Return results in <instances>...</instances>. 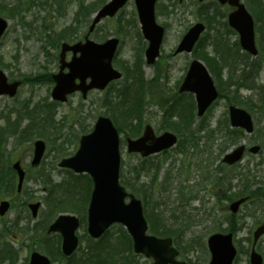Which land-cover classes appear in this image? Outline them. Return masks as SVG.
I'll return each instance as SVG.
<instances>
[{"label":"rangeland","instance_id":"rangeland-1","mask_svg":"<svg viewBox=\"0 0 264 264\" xmlns=\"http://www.w3.org/2000/svg\"><path fill=\"white\" fill-rule=\"evenodd\" d=\"M96 1L68 0V5L65 4L61 8L53 0H38L34 5L31 4V1H26L19 15L14 17L2 15V17L8 19V28L0 41V67L9 80H20L22 85L14 98L0 97V126H3L6 116H9L11 120L15 119V114L10 115L9 109L14 108L17 111L20 101L29 102L31 107H34L35 104L49 106L54 103L50 96L53 88L52 82H29L27 77L48 74L51 76L58 71V54L61 42H58L57 34L73 22L78 3L89 5L94 9L97 7V5H93ZM161 7H164V10L171 14L167 16L163 14L160 11L162 10ZM195 10L194 0H182L180 2L177 0H157L156 3V22L166 30L160 57L154 65L142 66L143 77L147 82V90L145 94L146 105L141 118V123L150 124L156 133L162 132V110L167 105L163 100H169V97L176 92V86L192 59V55L180 54L174 56L172 53L183 33L196 22L192 12ZM134 11L133 1L129 0L114 18L104 20L98 25L100 29L97 37H104L103 39H97L93 33L89 37L100 42L109 37H116L120 40L114 60V68L118 71H122L120 67L124 61L129 63L134 61L138 49L142 51V61L144 63L146 42L140 36L138 22L136 27L134 25L128 26L129 28L124 33L118 32L117 29L118 24H123L126 20L131 19ZM91 15L85 18L81 25L75 26L77 34L74 39L77 41L82 40L87 34ZM255 29L258 55L256 58L248 57L250 62H256L253 72L250 75L246 73L243 79L241 73L238 75L240 71V65L238 64L231 68H225L224 72L232 69L234 77L238 75L241 84L247 80L245 84H249L250 81L255 85L264 87V22H256ZM215 31L216 29L208 24L205 38L212 37ZM226 38L231 45L235 43L237 35L226 33ZM203 50L205 54L211 52L206 46H203ZM239 53L242 55L241 50ZM211 54L217 56V54ZM34 79L39 78H32L30 81ZM231 79L233 81L237 80V78ZM122 82L123 80L113 85L118 87ZM102 93L105 92L92 91L84 100L79 94H74L68 98L66 103H55L51 106L52 114L60 125L59 136L51 134L46 136V133L36 137L33 141L27 138L24 143L21 142L17 145L12 140L7 139L4 147V150L7 151V162L9 163L12 159L13 161L19 159L26 170L27 177L22 192L18 195L15 194V177H13L14 186L11 192L15 195L16 201L2 219L7 225L6 228L15 226L14 222H17L18 228L27 229L25 232L29 233L23 235L15 228L16 231L12 230V233L5 238H0V264H27L30 252L33 250L38 251L42 247V236L46 235V228L52 222V216L47 214V204L43 202V197L52 185L64 180L66 175L65 172L59 171V168H57V162L60 160L59 156L61 154L55 150V146L61 145L66 149V156L72 155L77 149L80 135L84 133L83 130L89 131L98 115H108L106 114L108 110L98 101ZM240 93L243 95L255 94V98L251 99L252 101L261 100L263 95V93L258 92V89H254V91L241 89ZM151 101L153 103L150 105L149 102ZM227 107L225 99L218 100L202 120L203 125L208 126L210 129L216 128L218 122L222 123L224 121ZM243 108L252 114L255 127L253 134L245 139L246 144H264V112L254 108L252 111L249 105H244ZM28 124L29 122L26 119H21L17 126L24 129L29 126ZM215 134H219L218 131H215ZM203 136H206V133L204 135L196 134L195 138L197 140L192 142L193 146L187 147L183 153H180L175 147L165 157H154L142 163L143 170L139 171L138 181L149 183L154 178L148 196L156 198L162 196L165 203L158 210L163 209L165 216H170L172 212L182 214L188 220L189 230L185 232L184 237L177 239V246L181 247L182 256L189 261V264H197L196 259L199 260L198 264H208L210 256L206 244L199 247V243L205 234L208 237L216 232H229L232 228L239 248L244 250L239 254L234 264H249V233L264 222V149L257 156L247 155L241 163L243 165H239L241 167L224 168V183L226 179L228 181L233 179L236 170L243 168L242 172H244V164L248 162L250 163V173L257 174V178L263 180L262 185L254 183L249 190L234 195V197L231 194L230 198L225 185L222 184V181L219 183V178L222 179V167L219 163L223 152L221 141H207ZM126 137H131L128 131L120 134V153L122 170L129 177L127 171L137 164L139 165L137 160L139 158L127 154L125 150ZM37 139H41L46 143V149L41 166L31 169L29 163L32 158V144ZM48 139L54 141V145L49 144ZM180 142L181 144L184 143L185 146L184 139ZM230 142H224V152L231 147L232 143ZM42 179L45 180V185ZM51 182L54 184H51ZM8 193L6 189H0V198L3 196L8 197ZM254 193L258 194L253 195ZM261 194L263 199L260 196ZM243 196H248L249 199L241 205L236 215H231L225 206ZM36 201H40L42 205L37 217L32 218L28 210V204ZM192 212L196 213L192 215ZM65 213L77 216L73 212ZM80 222L77 235L81 242L80 248L84 249L89 238L86 234L85 216L84 221L80 220ZM32 227L33 229H31ZM117 232L118 226H112L104 240L115 237ZM207 237L202 240V243H205ZM188 240H190V243H188ZM199 248L201 249L199 250ZM256 249L264 257V235L259 239ZM186 251H189V253H185ZM64 262V260L55 261L54 264H65L66 262ZM150 263L151 259L140 255L136 256L134 262V264Z\"/></svg>","mask_w":264,"mask_h":264},{"label":"water","instance_id":"water-1","mask_svg":"<svg viewBox=\"0 0 264 264\" xmlns=\"http://www.w3.org/2000/svg\"><path fill=\"white\" fill-rule=\"evenodd\" d=\"M128 0H110L105 6L97 11L89 33L102 18L112 17L123 7ZM203 1V0H200ZM221 4H228L235 8L228 15V24L239 34L240 46L252 55L257 51L254 44L253 20L246 11L240 0H218ZM142 35L148 41L145 50L146 63L151 65L159 55L164 29L157 25L154 17V5L156 0H134ZM7 21L0 18V38L5 32ZM204 31L202 24L192 26L181 39L175 54L181 52L190 53L201 32ZM118 46V40L111 38L104 43H95L86 37L84 42L74 45L63 43L59 54V71L52 75L55 83L51 92V98L58 102H65L67 96L80 92L85 98L88 91L103 90L109 82L121 77L120 73L112 68V59ZM72 56L66 61V53ZM67 69V72L64 70ZM20 82L8 83L4 73L0 70V96L13 97ZM194 93L197 103V116L201 117L208 106L217 97V92L208 72L202 63L193 60L179 87V93ZM229 119L232 127L242 128L246 133L253 131L251 116L243 109L234 106L229 107ZM128 153H139L142 157L158 153L173 146L176 137L171 133H163L156 137L149 125L144 127L142 136L137 139H126ZM45 144L37 140L34 143L32 166L40 163ZM252 154L259 151L254 145L248 150ZM244 152L241 145L225 154L224 162L233 164L238 162ZM59 167L72 169L76 173H86L93 181V189L87 209V232L92 238L100 237L113 223L123 225L132 238L133 250L136 254H144L152 257L153 264H185L176 261L177 251L171 247L170 238L160 239L146 235L147 224L143 217L142 207L139 200L132 194H127L119 185V138L111 120L107 117L97 118L91 133L82 136L79 148L73 157L63 159ZM13 169L18 175L17 191L20 192L24 171L19 162L13 164ZM129 202H124L125 198ZM245 199L232 203L229 209L236 213L238 207ZM40 204H30L32 217H36ZM9 208L8 201L0 202V216H3ZM79 221L72 215H60L48 227L47 233H59L62 238L61 252L64 256H70L78 246L75 231ZM264 234V224L259 225L253 232V248L250 254L251 264H262L261 256L254 251V245L258 238ZM231 234H214L208 239V247L212 258L209 264H231L235 256ZM28 264H50L45 255L36 251L32 252Z\"/></svg>","mask_w":264,"mask_h":264},{"label":"trees","instance_id":"trees-1","mask_svg":"<svg viewBox=\"0 0 264 264\" xmlns=\"http://www.w3.org/2000/svg\"><path fill=\"white\" fill-rule=\"evenodd\" d=\"M26 1H31V4L34 5V3H36L38 0H19V3L17 1L16 3H13L11 5L6 4V0H0V16L5 15L6 17H14L19 15L21 8L26 4ZM53 1L60 8L64 7L65 4L68 5V0ZM106 1L107 0H97L93 3V5H97V7L94 9L89 5L78 3L73 22L57 34L56 38L58 42H76L77 40L74 39L77 34V29L75 28V26L81 25L82 21L85 20V18L89 17V15H91L95 9L105 4ZM245 1L247 2V0ZM161 9L162 10L160 11L162 12L165 8L161 7ZM217 14L218 16L215 19V24H211V26L219 31V27H221V24H224L225 31L226 25L224 22H222V13L217 12ZM136 24L135 14L133 13L131 19L126 20L123 24L117 25L118 32L124 33V31L129 28L128 26L134 25V27H136ZM99 29L100 28H97L95 30V36L97 39L101 40L104 37H97ZM206 41L207 39L204 38L203 40L198 42L197 47L194 51L195 54H198L199 51H203V46H205ZM232 48L239 51L236 42L231 44L229 51ZM243 56L247 58L246 55L243 54ZM122 65L120 68L124 72L123 82L118 87H115L112 84L109 89L105 91V93L114 94L115 100L106 97L102 105L108 110V113L106 114L110 116L119 132L128 131L130 136L136 137L140 133L141 118L143 116L144 107L146 105L145 94L147 90V82H145L143 77L142 51L140 49L136 50L134 61L131 63H129L128 61H124ZM224 66L229 67L231 65H229L227 62H224ZM210 69L215 75V67L210 66ZM32 78L39 79L30 81ZM27 80L29 82L38 83L42 81L50 83L52 82L50 74L38 77H27ZM53 105H55V103H51L47 107H51ZM249 108L252 109V111L254 110L250 106ZM257 109H259L261 112H264V101L262 107ZM207 127H205L202 122H198L197 124H195L193 102L190 99L185 103L181 101H173L171 106H169L168 108V114L166 115L162 124L163 129L171 130L178 135V150L181 153H183L187 149V147L193 146L192 142L194 140H197L195 138V135L200 132L206 133V139L208 141L214 139L213 137L215 135V131H218L219 135L222 137L223 125L221 122L217 123L216 128L210 129L209 127ZM28 129L30 128L26 127V130L24 131H27ZM34 129H36L34 131H39L41 129L40 125L34 126ZM5 130L6 128L0 132V139L2 141L5 134L7 133ZM29 137H31V133ZM242 138V131L238 129H231L227 120H224V142L231 141L230 143H232L233 145V143H238ZM182 139H184L186 143L185 146L184 143L181 144L180 142ZM58 152L61 153V157L64 155L66 156V149L64 147H61V150H59ZM139 171H141L140 164H137L135 167L127 171L129 177H127L122 170L121 182L135 195H137L138 197L141 196L150 233L159 237H171L172 233H166L162 231V229L172 228L180 231L182 238L184 230H189V225L187 224L188 220H186L185 216H182V214H175V216L172 217L173 221L171 222L169 217H166L164 214L158 213L157 209L155 210V208L153 207H147V200L148 198H150L148 196V193H150L154 178L148 184L142 183L140 182V180L138 181ZM6 172L7 173L5 174V178L0 180V189H6L7 193L9 192L7 196L8 198H10L11 205L13 206L16 201L15 195L11 192L12 187L14 186V174L10 168L9 163L6 165ZM64 172L66 173L64 180L56 183L55 185H52V187H50L47 192H45L46 198L43 197V202H46L47 204V214H50L52 216V220H54L55 217L60 213L73 212L77 214L81 221H84L86 206L92 186L91 180L87 175H74L70 171ZM42 180L43 184L45 185V180ZM248 182L250 183L247 190H249V188L254 183H258L259 185L263 184V182L257 179L254 174L251 176V179ZM52 183L53 182H51V184ZM15 194H17L16 188ZM256 194L258 193H254L253 195ZM260 196L263 199V195L261 194ZM0 222V238H5L8 234L12 233V230L16 231L15 228L18 231L22 232L23 235L29 233L25 232V230L27 229L18 228L17 222H14L15 226H10L9 228H6L7 225H5L3 219H0ZM117 234L122 235L120 241L118 242L112 241L111 239L104 240V238L98 241L88 239V242L91 244H89L84 249L80 248L69 258H65L61 255L59 247L60 237L58 235H45L42 236L43 240L41 241V243L43 245L38 251L49 256L53 262L64 260L66 262H64L65 264H134L136 256L132 254L130 238L120 226L118 227ZM173 239L175 244H178V238L174 237Z\"/></svg>","mask_w":264,"mask_h":264},{"label":"bare ground","instance_id":"bare-ground-1","mask_svg":"<svg viewBox=\"0 0 264 264\" xmlns=\"http://www.w3.org/2000/svg\"><path fill=\"white\" fill-rule=\"evenodd\" d=\"M4 1V0H3ZM19 0H6V4L11 5L13 3H16ZM196 10L192 11L193 15L195 17L196 22L199 24H215V19L217 17V12L215 8L210 5V4H197L195 5ZM245 8L247 12L253 16H255V20L257 23H263L264 22V0H247L245 4ZM163 14L170 15L171 13L166 12L165 10L162 11ZM206 12V13H205ZM230 43L227 41L224 43V46H220V49H222L224 52L217 54V56H208L206 54H199V59L202 61H205L209 63L211 66L215 67V77L217 80V90L222 99H225L226 105H249L250 107L257 109L262 107L263 101H264V87L255 85L253 83H250L249 85H246L245 82L247 80H243L244 83L241 84V81L239 80L238 75L241 73L242 78H245V74H251L254 70L255 63L250 62L247 58L242 56L239 51L235 50L232 48L230 51ZM1 59V58H0ZM223 61L227 62L229 67L223 68ZM240 65V71L236 77H234V73L232 69H228L227 72H224L225 68H231L234 65ZM144 66V64H143ZM121 77L124 78V72L119 71ZM230 76V77H228ZM231 78H237V80H232ZM245 86V87H243ZM241 89H246L247 91H254V89H258V92H261L262 98L261 100L257 99L255 101H252L251 99L255 98V94H248V95H243L240 93ZM260 95V94H259ZM112 98V100H115V95L110 94V93H102V95L99 98V102L104 103L105 98ZM263 99V100H262ZM18 110L11 108L9 109L10 115L15 114V119L11 120L9 116L5 117L4 124L3 126H0V132L6 128V134L3 138V141L0 139V180L5 178L6 172V165H7V157L6 153L7 151L4 150L5 144L7 139L12 140L13 142L17 144H20L21 142H25L27 138L32 139V141L40 136L44 135L47 133L46 136L48 135H60L59 129L60 125L58 124L56 117L52 114V107H47V106H41L38 104H35L34 107H31L29 102L25 101H20L18 105ZM21 119H26L29 122V128L27 131L26 128H20L18 127V123ZM9 120V121H6ZM40 125V130L39 131H34V126ZM85 134H89V131L83 130ZM31 133V137H29ZM36 141V140H35ZM34 141V142H35ZM49 144L54 145V141H51L50 139L47 140ZM256 146L259 147V154L263 152L264 149V144L263 143H258L255 144ZM55 150L58 152L61 150V145H56ZM59 153V152H58ZM61 154V153H60ZM61 157V155L59 156ZM58 157V158H59ZM243 165V164H239ZM237 167H241V166ZM244 172L243 168H240L238 171L236 170L235 176L233 179H231V187L227 188V193L229 197L231 198V194L238 195L241 193H244L247 188L249 187L248 182L251 179V176L253 175L250 173V167L248 164H244ZM57 166H59V163L57 162ZM252 169V168H251ZM148 184V182H142ZM235 189V190H234ZM44 198L46 196L44 195ZM159 199L160 201H158ZM149 200V201H148ZM147 200V207H153L155 210L157 209L158 213L164 214V210H158L161 205H164V201L162 199V196L156 198V197H150V199ZM196 212H192V215L195 214ZM173 216H175V213H170L169 217L171 222L173 221ZM187 220V219H186ZM33 229V227L31 228ZM162 231L166 233H172L171 238H179L181 237V232L176 230V229H162ZM108 236V231L104 232L99 240H102L103 238H106ZM120 234H117L115 237L108 238V239H116L112 240L115 242L120 241L121 239ZM89 242L86 243L87 247Z\"/></svg>","mask_w":264,"mask_h":264},{"label":"flooded vegetation","instance_id":"flooded-vegetation-1","mask_svg":"<svg viewBox=\"0 0 264 264\" xmlns=\"http://www.w3.org/2000/svg\"><path fill=\"white\" fill-rule=\"evenodd\" d=\"M211 3L214 4L215 6H219L221 8V10L224 11V5H220L218 2L214 1V0H211ZM208 4H210L208 2ZM223 68H224V61H223ZM221 147H222V154H221V157H220V162H221V169H222V184H224V133H223V136H222V142H221Z\"/></svg>","mask_w":264,"mask_h":264}]
</instances>
